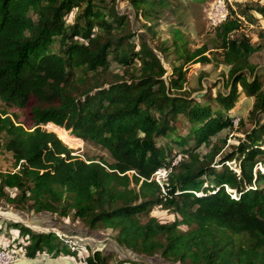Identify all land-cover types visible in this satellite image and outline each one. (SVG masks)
<instances>
[{"label": "trees", "instance_id": "obj_1", "mask_svg": "<svg viewBox=\"0 0 264 264\" xmlns=\"http://www.w3.org/2000/svg\"><path fill=\"white\" fill-rule=\"evenodd\" d=\"M125 1L144 21L138 44L116 0H0V146L18 168L0 172V195L14 190L12 202L28 211L115 231L118 247L130 252L127 260L264 264V172L255 171L264 164V90L251 63L264 45L244 29L258 23L254 13L264 19V5L229 7L227 20L214 28L219 44L210 53L205 45L190 51L183 43L184 64H211L219 56L229 67L224 90L191 97L181 92L186 70L174 66L164 80L168 71L147 40L163 23L181 19L186 7L180 3L187 0ZM253 30L264 41V26ZM174 33L179 49L181 32ZM168 50L163 41L158 51L166 57ZM137 61V73H129ZM113 62L126 68L123 75L112 71ZM242 91L254 98L248 115L254 127L222 157L226 141L218 146L214 139L246 124L234 116ZM11 108L31 118L32 127L10 115ZM184 121L185 135L179 133ZM49 123L103 147L114 161L76 156L44 128ZM231 161L239 168L226 165ZM160 169L167 170L163 185L154 178ZM159 205L178 217L160 222L151 216ZM4 225L20 234L16 248L28 243L30 259L77 253L54 232ZM113 253L96 251L87 264H110Z\"/></svg>", "mask_w": 264, "mask_h": 264}, {"label": "rangeland", "instance_id": "obj_2", "mask_svg": "<svg viewBox=\"0 0 264 264\" xmlns=\"http://www.w3.org/2000/svg\"><path fill=\"white\" fill-rule=\"evenodd\" d=\"M229 7L234 6L237 8V5L240 3L245 5H264V0H226ZM213 0H187L185 3H180L182 6L185 5V9L179 12L181 14V19L177 18L175 20H170L169 23H163L158 29L155 30L154 40L147 35V40L149 41L151 47L155 50L160 60L162 61L165 69L168 71L167 75L164 77V80H167L168 75L172 74L174 66L183 67L184 71L186 70L187 82L184 84L182 93L191 95V97H197L200 94L216 96L217 91L222 89L228 79L229 67L224 64H220L221 58L215 59L211 64H202V63H189L184 64V61L181 59V54L184 52V49H181L184 42H187V50L194 51L202 46H207L210 51H214V47L218 45L214 29L209 27L207 12L209 10L210 4ZM117 9L120 13L129 15V19L132 21V27L135 36V44H138V33L143 32L142 25L144 24L143 20H136L135 13L130 4L125 0H116ZM231 5V6H230ZM76 12V10H75ZM74 12V13H75ZM255 17L259 19L258 23L251 25L249 22L246 24L244 29L246 34L251 37L252 42H258L264 45V41L257 37L255 32V27H263L264 19L260 18L259 15L254 13ZM74 14L69 17V22H72ZM256 18V19H257ZM174 30H179L181 32L180 37V48L177 49L173 45L175 38ZM163 41H166V46H169L170 55L164 57L162 53L158 51L159 48L163 45ZM139 46H137V50ZM214 52H211L213 56ZM220 53V52H219ZM113 61V58H111ZM251 63L257 66V72L260 76V80L263 83L264 90V46L261 51L254 54L251 57ZM136 65L132 66L129 70V73H137L140 66V62H136ZM112 71L118 74L123 75L126 71V68L118 67L116 62L112 64ZM126 73L125 76H127ZM111 79V78H109ZM254 103V98H250L247 94L242 91L241 98L234 110V116H243L246 120V124L242 130H225L223 131L214 142L218 146H222V142L226 141V145L222 149V157L231 153L233 148L239 145L240 138H244L245 134L251 131L254 127V124L249 120L248 115L249 111L252 108ZM5 109V105L0 99V112ZM10 115L17 116V121L24 124L25 127H32L31 118L25 115L22 111L11 108L9 109ZM235 126L239 122V118L235 119ZM48 131L54 132L59 135V130L63 129L52 123L44 126ZM189 126L184 122H180L179 133L186 134L188 132ZM65 130V129H64ZM70 137V133L67 131ZM60 138V137H59ZM76 138V137H73ZM61 139V138H60ZM79 143L75 145L66 143L71 149H73L74 154L78 157H81L84 160L95 159L103 161L107 164L112 163L114 160L110 153L103 147L89 142L84 141L80 138ZM168 143L167 139H159L158 144L166 146ZM264 148V145H263ZM209 149L207 147H201L200 152L206 153ZM173 161H176L180 157V152L173 153ZM218 161V160H217ZM175 163V162H173ZM238 162L231 161L226 162V165L238 169ZM18 170L16 168L12 155L6 151L5 147L2 144L0 146V172H13ZM260 170L264 172V164L258 162L255 166V171ZM167 170L160 169L155 173L154 178L156 181L160 182L161 185L166 181ZM7 195H0V251L4 258L13 257L14 262L8 264H87L88 256L92 255L96 251L106 252L112 254L110 259V264H155L153 262H148L140 259L127 260L125 255L130 256V252L118 247L116 243V232L111 229H90L82 221L76 219L73 220L72 217H61L56 214L50 213H35L33 210L28 211L27 208L13 203L16 192L5 190ZM235 195V191L232 192ZM9 215H14L15 217H10ZM151 216L156 217L162 223L173 222L176 217V214L173 213V210L165 209L161 205L156 206L152 211ZM180 219V217H179ZM5 222L10 223H23L27 227H30L33 231L37 233H48L54 232L63 240L64 244L67 242L68 245L73 246L77 249L76 255H65L58 254L54 256L53 254L43 253L38 255L35 259H30L26 255V246L27 242H23L22 248H16V242L21 238L17 230L10 229L4 225ZM181 229L187 230L186 226H181ZM16 239L13 241V239ZM22 242L20 239L19 242ZM116 254V255H115ZM5 261V260H4ZM159 264H181V263H172V262H163L158 260ZM7 262V261H6Z\"/></svg>", "mask_w": 264, "mask_h": 264}, {"label": "built area", "instance_id": "obj_3", "mask_svg": "<svg viewBox=\"0 0 264 264\" xmlns=\"http://www.w3.org/2000/svg\"><path fill=\"white\" fill-rule=\"evenodd\" d=\"M231 6V5H230ZM229 16V5L226 0H213L207 12L208 22L210 28H216L227 20ZM178 162V159L175 163ZM0 251V264H8L14 262L13 257L4 258ZM5 260V261H4ZM7 261V262H6Z\"/></svg>", "mask_w": 264, "mask_h": 264}, {"label": "bare ground", "instance_id": "obj_4", "mask_svg": "<svg viewBox=\"0 0 264 264\" xmlns=\"http://www.w3.org/2000/svg\"><path fill=\"white\" fill-rule=\"evenodd\" d=\"M59 137L62 139V140H64V142H66V143H68V144H71V145H77L78 143H79V140L78 139H76V138H73V137H70L69 135H68V133H67V131L66 130H64V129H60L59 130ZM78 146V145H77ZM10 217H15V218H18V217H16V216H14V215H9Z\"/></svg>", "mask_w": 264, "mask_h": 264}, {"label": "water", "instance_id": "obj_5", "mask_svg": "<svg viewBox=\"0 0 264 264\" xmlns=\"http://www.w3.org/2000/svg\"><path fill=\"white\" fill-rule=\"evenodd\" d=\"M53 232V231H52Z\"/></svg>", "mask_w": 264, "mask_h": 264}]
</instances>
